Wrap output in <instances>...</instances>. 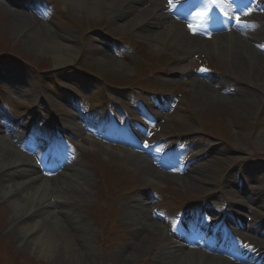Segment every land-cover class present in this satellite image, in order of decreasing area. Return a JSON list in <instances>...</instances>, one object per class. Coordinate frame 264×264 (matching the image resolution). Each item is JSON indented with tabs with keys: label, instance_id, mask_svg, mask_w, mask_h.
Masks as SVG:
<instances>
[{
	"label": "rangeland",
	"instance_id": "obj_1",
	"mask_svg": "<svg viewBox=\"0 0 264 264\" xmlns=\"http://www.w3.org/2000/svg\"><path fill=\"white\" fill-rule=\"evenodd\" d=\"M27 1L36 7L39 5L38 0ZM50 1L53 5L49 8L50 11L46 15L40 16V20L34 19V22L32 21L34 28L38 25L40 27V29L36 27L37 33L33 35L36 36L32 38L24 36L25 33H21L20 29L12 25L11 19L13 17H11V14L13 12L8 8L5 0H0V53L5 58L2 69L5 70L4 73H8L9 79L4 91L7 93L8 90L9 92L7 95L9 103L7 104L13 111L19 112L21 107H18V105L31 106L36 99L43 98L48 105L55 103L54 108L56 110L61 111L63 109L61 113H56L54 118L56 122L61 119L60 114L67 117L68 108L60 103L57 98L59 91L52 93V91H43L40 87V84L42 86L44 84L49 85L53 76L51 71L60 67H56L49 48L38 37L44 36V34L58 35L62 33L70 35L73 43L79 47L80 54L71 66L73 68L82 67L87 71V73H81L86 78V82L81 83V88L84 87L87 95L92 96L94 102L102 100L100 94L103 89L104 93L112 100L124 99L125 93L123 90L108 84L131 85L129 88H134L136 86L132 85L134 79L143 76L146 67L150 65L149 63L156 61L163 67V70L162 68L158 70V72H161H156V78H152L151 81H155L153 83L162 85L165 91L172 93L174 98L172 100L175 101V107L169 110V112H172L167 116H163V118L161 117V121L159 120V127L164 132H199V124H202L206 128L204 132L212 134V136L208 135L210 137L196 135L188 139L194 148L199 146V151L202 152L201 159L194 161V166L190 165L188 168L189 170L196 167L198 171L194 183L192 182L193 176H191L193 174L189 175V172H186L184 175L183 172L174 169L175 167H169L170 163L168 162L166 163L167 167L164 170H158L154 180L150 181L142 169L136 168V165H142V162L136 160L140 159L147 161L146 165H150L153 169H162L158 161L152 159L150 153H148V156L144 152L139 155L130 153L128 149L120 145L102 147L94 142L92 135H88L84 139L74 138V143L79 146L78 152L66 147L65 152L72 160L70 163L73 168L65 170L67 174L77 173V175L85 176L87 178L86 191H72L69 184L67 186L64 183L59 184L57 180L53 179L57 177L58 172L55 175L52 174V176H48L44 172L40 173V176L45 174L42 180H47L51 184L49 190H62L66 187L69 193L63 191L62 198L64 199L61 201L64 202L60 201V204H69V207L75 209V218H73L69 214L73 210L64 208L59 211L57 204H53V207L49 208L50 212L46 217L50 233H55V228L53 229L51 226L54 224L52 223L53 220L62 226L71 228L62 216L68 213L72 220L82 222L85 226L87 224L91 229L89 236L84 235L87 242L89 240L87 248L81 246L80 237L77 236L78 238L75 241L77 243L74 250L75 254L80 257L83 263L157 264V250H160L165 244H170L172 240H169V238L164 239L161 228L159 232L153 233V225L158 224V222L160 224V221L162 222L160 226L164 225L166 220L157 212H154L152 208L158 210V207L161 208L162 204L168 205L170 202H175L174 199L179 198V195L190 198L204 195L208 190L217 192L218 188L225 187L239 173L243 178L244 189L241 191L240 198L230 197L231 204L233 205L235 201L244 202L239 211L244 221L246 220L245 224L252 227L258 226L259 230L254 232L263 234L264 163L257 159L258 155H264V77L259 74L261 70L257 73L260 75V81L255 82L252 79V74H250V78L246 76L247 74L244 76L234 75V71L212 52L194 50V53L191 54L192 64L190 67L192 66V74H190V77L197 76L194 73L196 70L202 72L199 69L203 65H207L210 70L216 72L218 71L214 67L219 68L220 82L215 85L220 90L222 89L221 94L227 96L228 100L231 101L227 105L207 104L202 97L195 96L194 86H189L191 81H188L187 76L183 77L180 74L179 65H177L179 51L173 53L172 50L168 49V51L155 52L149 46L152 39L146 37L148 35L143 31L137 32L134 29L120 27L111 21L109 17L91 18L86 12L79 14L74 8L66 6L65 0ZM251 5H259L260 9H263L264 1L255 0V3L253 2ZM261 18L264 20V15ZM120 36V42L123 43L119 48L120 50H118L114 41L118 40ZM204 42L206 43L205 47L211 44L210 41ZM137 43H139L138 46ZM103 45L115 48L119 55L106 53L102 49ZM97 49L102 52L101 54L111 55L125 61L131 71H115L103 68L98 62L99 53L96 52ZM180 55H183V53H180ZM37 70L44 72L38 73ZM169 72L171 74H167ZM71 76L73 79L75 78V74ZM195 78L202 80V82L206 81L200 76ZM102 80L108 84H102ZM62 81L64 84L70 85L69 81L66 80L65 82V79ZM144 87L147 91L152 90L149 86ZM133 91L137 94L139 92L137 89H133ZM168 108L165 107L166 111L164 112H167ZM27 110L28 107L23 109L21 113L19 112V118L24 116ZM186 110H189V112ZM90 113L94 118L96 117L94 111ZM257 119L258 122H256ZM2 120L0 117V134L11 145L18 157L19 151L28 150L21 127L23 125H20L23 121H20L19 125H15L12 121L6 123ZM220 138L227 142L224 143ZM208 146H211V148L206 149ZM35 147L32 146V149H35ZM165 170L168 172L165 173ZM2 177L3 180H0V182L3 186L13 183V180H9L7 176ZM64 181L66 183V180ZM185 181H191L194 185L187 186ZM103 183L105 193L108 190L112 195V199L109 200L110 204L107 203L108 200L103 199L105 194L100 190ZM231 183L233 184V182ZM113 186H115V189H117L116 186H119L120 189L126 188L128 192L124 191L117 195L111 189ZM139 194L147 196L144 197L147 202L149 201L146 206L149 221L146 220V222L152 225L146 226L144 220L141 222L143 226L140 225L139 234L145 242V246L142 247L135 243L131 224L125 223V216L129 215L126 209L127 201ZM162 195H164V198ZM225 196L226 191L221 190L222 198L219 200L221 202L218 205L219 207L223 203H227ZM50 199L53 200L51 195ZM0 208L4 213L0 214V226H3L0 228V264L82 263L78 259L75 261L69 259L64 252H61L63 247L60 244L57 245L53 254L47 256L39 248L40 244L33 243L32 236L35 233L23 234L24 232L18 228L20 222L24 220L34 222L36 217L26 215L22 220L16 221L21 214L13 211L10 204L1 198ZM235 209L234 206L229 207L231 211ZM106 211L110 212V218H107ZM55 217H57V220L54 219ZM72 231L77 235L82 234L77 229ZM254 232L251 231L250 234L241 229L243 235L242 240H239L251 253H257L256 248L261 244L258 239L260 236ZM179 237L181 236L179 235ZM245 239H249V243L243 241ZM121 250H125L127 256L129 255L127 257L128 261L123 263L118 262V257L122 255ZM181 261L178 264H188Z\"/></svg>",
	"mask_w": 264,
	"mask_h": 264
},
{
	"label": "bare ground",
	"instance_id": "obj_2",
	"mask_svg": "<svg viewBox=\"0 0 264 264\" xmlns=\"http://www.w3.org/2000/svg\"><path fill=\"white\" fill-rule=\"evenodd\" d=\"M65 2L66 6L74 8L79 14L86 12L91 18L109 17L111 21L115 22L120 27L123 26L125 29L130 28L135 31H145L148 35L146 37L152 39V43L149 46L155 52L162 50L168 51V49H170L173 53L179 51L177 57L181 56L180 53H188L190 57L191 54L194 53V50H204L218 56L221 61L226 63L229 68L234 71V75L238 76L240 74L244 76L247 74L246 76L250 78V74H252V79L255 80V82L258 80L260 81V75L264 77L263 55L255 53L248 42L242 39L240 35L236 33L214 35L210 40V46L205 47L206 43L203 40L199 41L198 39H192V37L186 36L178 24L167 21L168 16L166 12L168 7L165 0H65ZM11 17H13L11 19L12 25L20 29V31H22L21 33H25L24 36L35 38L36 35H33L37 33L36 27L40 29L39 25L34 28L32 25L34 21L24 17L23 13H12ZM239 28L242 29L243 27L239 25ZM244 29L246 31H253L248 32V35H252L254 31H256L255 27L250 26L244 27ZM262 30H264V27L259 28L257 36L262 35ZM40 37L38 38L49 48L56 67L73 63L80 54L79 47L73 43V39L70 35L62 33L58 35L44 34V36ZM252 41L255 42V40ZM96 52L99 53L98 62L103 68L115 71H131L129 65L125 61L119 60L111 55L101 54L102 52L98 49ZM185 59L184 57L183 61ZM187 67L188 64L184 63L182 70H185ZM260 70L261 72L259 75L257 73ZM197 82L196 79L192 78L189 86H194L193 90L195 96L202 97L207 104L219 103L227 105L231 103L226 96L214 90L212 84H204L200 81ZM136 160L142 162V165H136V168L142 169L150 181L154 180V176H156L158 171L153 169L150 165H146L147 163L145 161L140 159ZM23 162L27 163L17 157L11 145L8 144L0 134V180H3L2 176H7L9 180H13V183L7 186H3L0 182V198L8 202L13 211H17L19 212L18 214H21L16 221L22 220L26 215L36 217L34 222L26 220L20 222L18 228L24 232L23 234L35 233V235L32 236L33 243L40 244L39 248L43 253L47 256L53 254L57 245L60 244L61 247H63L61 252H64L69 259L73 261L78 259L81 263L80 257L75 254L76 252L74 251L77 245L75 241L80 237V243L82 242L81 246L87 248L89 240L87 242L86 236L84 235L89 236L91 229L86 223L85 226L82 222L72 220V217L75 218V209L73 207H69V204H60L64 202L61 201L64 199L62 198L63 191L69 193L66 187L63 188L62 186V190H49V185L51 184L48 183L47 180H42L37 172L31 167L25 166ZM192 173L195 174V176L192 177V182L194 183L197 171L192 170ZM53 179L57 180L61 185L64 183L67 186L69 184V188L72 191H86L85 184L87 183V178L83 175H77V173L67 174L66 171L63 170ZM54 180L52 181L54 182ZM64 180H66V183ZM192 182L185 181V184L187 186L194 185ZM50 195L53 200L50 199ZM142 197L138 196L137 198L139 200L137 202L131 201L129 205L130 214L125 216V223L131 224V230L135 236V243L141 247L145 246V242L144 238L139 234L140 225L143 226V223H141L143 220L145 222L146 220L149 221L146 213L147 203ZM53 204H57L56 206L59 211H62L64 208L73 210L69 213L72 217L68 213L62 215L63 219H66V222H68L71 228L62 226L57 223V221L53 220L52 223L54 224L51 226L53 229L55 228V233H50L46 217L50 212L49 208H52ZM1 213H3V210L0 208V214ZM54 219L57 220V217ZM240 224L244 226V223L240 222ZM149 225L152 226L150 223L148 224L146 222V226ZM1 227L3 226H0V228ZM76 229L77 231H81L82 234L77 235L72 231ZM233 230L238 233L236 227H234ZM256 230L257 229H254L253 231ZM153 231V233L160 231L159 224L153 225ZM254 233L260 236L258 239L261 243H264V233ZM224 250L225 255L216 259L207 256L204 257L196 252L184 250L183 247L170 243L160 248V250H157V264H160V262L161 264L162 262H164L163 264H178L180 260L188 264H232L228 261L226 255L232 258L233 255L240 256V252L233 241L230 242ZM121 254L122 255L118 257V262L123 263L128 261L127 257L129 255L127 256L125 250H121ZM248 259L251 260V257ZM248 262L249 264L251 263L250 261ZM81 264L85 263L82 262Z\"/></svg>",
	"mask_w": 264,
	"mask_h": 264
}]
</instances>
